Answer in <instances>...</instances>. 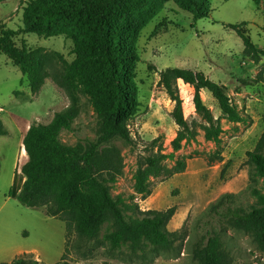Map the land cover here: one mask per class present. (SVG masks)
<instances>
[{"label": "rangeland", "instance_id": "rangeland-1", "mask_svg": "<svg viewBox=\"0 0 264 264\" xmlns=\"http://www.w3.org/2000/svg\"><path fill=\"white\" fill-rule=\"evenodd\" d=\"M27 1L0 2L1 26L12 31L22 28V9ZM198 1L207 5L208 17L193 22V16L179 8L175 0H157L155 14L141 28L135 44L140 59L135 69L136 95L141 106L129 122L133 144L112 141L123 158L122 176L113 185L112 196L124 199L131 217H137L138 210L175 207L167 229L183 230L185 236L170 252H156L157 245L146 240L143 251L134 252L126 244L114 246L108 239L111 229L107 224L93 240L68 236L64 224L47 217L44 207L28 208L17 201L15 194L24 180L17 165L27 158L23 148L26 132L31 126L49 124L55 113L71 103L55 77L75 58L74 44L64 36L43 39L23 34L15 38L16 47L25 45L40 54L59 53L63 57L64 62L49 66V77L37 93L30 92L25 76L0 51V121L5 132L0 135V203L6 202L0 222H8L10 239L32 250L26 253L30 258L40 264H195L192 245L203 235L198 224L208 222L205 213L210 205L225 193L232 194L234 206L243 209L257 207L264 198V175L248 163L246 156L255 149L264 130V82H254L264 69V61H252L236 32L227 28L244 23L241 30L257 48L264 49V3L257 7L252 0ZM166 68L199 71L224 86L243 121L230 123L221 118L211 95L201 91L204 104L214 118H220L223 133L219 142L206 141L199 131L195 141L183 142L174 151L172 141L178 131L171 116L174 103L158 84L159 73ZM178 89L184 118L190 125L201 124L192 102L193 89L181 81ZM77 104L79 115L71 130L59 136L62 144L71 147L94 140L99 128L89 98L79 95ZM157 149L173 153L174 160L165 163L169 168L183 156L191 158L186 160L183 173L169 179L150 178L146 191L139 193L134 187L137 160ZM216 155L221 160L211 162ZM213 227L219 230L216 222ZM220 235L233 257L232 264H264V254L248 235L227 226Z\"/></svg>", "mask_w": 264, "mask_h": 264}, {"label": "trees", "instance_id": "trees-1", "mask_svg": "<svg viewBox=\"0 0 264 264\" xmlns=\"http://www.w3.org/2000/svg\"><path fill=\"white\" fill-rule=\"evenodd\" d=\"M6 0H0L4 2ZM157 0H28L22 9V28L5 29L0 24V51L12 60L25 76L31 93H37L49 77L48 68L58 61L59 53L40 54L25 45L15 46V38L34 34L48 39L64 36L73 44L75 58L65 64V70L55 77L71 99L70 105L54 114L47 125L31 126L23 138L28 161L22 166L25 180L17 201L28 208H45L49 218L65 226L67 235L75 234L81 240H93L102 225L110 226L108 235L114 246L126 244L132 251H143L146 240L157 245V251L170 252L182 241L183 230L170 232L167 226L175 214V207L166 210L137 211V217L128 216L129 205L121 196H112L117 179L122 176L123 158L112 141L119 139L126 145L133 141L129 122L137 115L136 65L140 59L135 51L139 31L155 14ZM182 10L193 16V22L208 17L207 5L198 0H175ZM257 7L264 0H252ZM241 25H227L241 39L243 51L252 61H264V49L257 48L241 30ZM264 69L254 80L264 82ZM193 89L192 102L201 124L191 125L184 118L178 82ZM248 85L247 81H241ZM160 87L174 103L172 119L178 127L172 141L174 151L183 142L195 141L199 131L206 141L219 142L223 130L220 118H214L201 98L208 92L220 112L230 123H241L243 117L232 104L226 88L208 79L199 71L166 68L159 73ZM88 97L99 124L97 137L84 145L74 147L62 144L59 136L70 131L79 115L78 96ZM0 121V135H4ZM155 142V141H154ZM154 147V146H152ZM264 130L253 151L247 152V161L264 175ZM173 153L151 151L136 163L134 187L139 193L146 191L150 178L169 179L181 174L186 160L181 157L174 167ZM221 160L219 155L211 162ZM234 196L223 194L210 205L205 214L208 222L198 228L202 236L192 245L195 264H232L233 257L225 247L220 230L227 226L248 235L256 248L264 254V198L250 209L234 206ZM213 222L219 230L213 227ZM40 264L27 254L10 263ZM56 264H68L59 262Z\"/></svg>", "mask_w": 264, "mask_h": 264}, {"label": "crops", "instance_id": "crops-1", "mask_svg": "<svg viewBox=\"0 0 264 264\" xmlns=\"http://www.w3.org/2000/svg\"><path fill=\"white\" fill-rule=\"evenodd\" d=\"M27 161L28 158H26L24 162H20V164L17 165L18 173L22 174L21 168ZM24 180L21 182V186L18 188L17 193L15 194L16 198L21 190ZM5 203L6 202L4 201L2 202V204L0 203V211ZM7 225H8L7 221L3 220L2 222H0V263H10L16 257L32 251V250L24 249L22 246H20V243L17 242V240L10 239L9 236H7L8 235L6 233Z\"/></svg>", "mask_w": 264, "mask_h": 264}]
</instances>
